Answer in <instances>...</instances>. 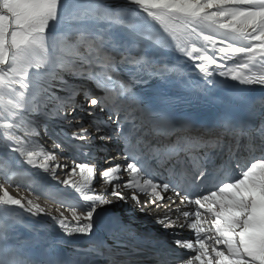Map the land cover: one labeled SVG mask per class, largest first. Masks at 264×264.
Returning <instances> with one entry per match:
<instances>
[{
	"label": "snow or ice",
	"instance_id": "obj_1",
	"mask_svg": "<svg viewBox=\"0 0 264 264\" xmlns=\"http://www.w3.org/2000/svg\"><path fill=\"white\" fill-rule=\"evenodd\" d=\"M0 168V264H264V0H0Z\"/></svg>",
	"mask_w": 264,
	"mask_h": 264
},
{
	"label": "rangeland",
	"instance_id": "obj_2",
	"mask_svg": "<svg viewBox=\"0 0 264 264\" xmlns=\"http://www.w3.org/2000/svg\"><path fill=\"white\" fill-rule=\"evenodd\" d=\"M5 172H6V170L5 169H3V168H0V183H5V186H7L8 185V181H6L5 180ZM11 179H13V177L11 178ZM10 181V180H9ZM14 184V186H15V183H13ZM30 188L31 189H34V190H30ZM20 191H21V193L23 194V195H25V196H28L29 198H33V197H36L37 195L39 196V199H38V203H42L43 201V199H44V195H45V193H44V191L42 190V187H39L38 185H36L35 183H33V182H31L30 181V185H28V187H24V188H22V189H20ZM10 192H12L13 194H15L16 193V189L15 190H10ZM43 204V203H42ZM42 204H41V206H42ZM45 208H46V210L48 209L49 211L50 210H55V209H53V208H48V207H46L45 205H43ZM42 206V207H43Z\"/></svg>",
	"mask_w": 264,
	"mask_h": 264
},
{
	"label": "bare ground",
	"instance_id": "obj_3",
	"mask_svg": "<svg viewBox=\"0 0 264 264\" xmlns=\"http://www.w3.org/2000/svg\"><path fill=\"white\" fill-rule=\"evenodd\" d=\"M60 175L62 176V178H63V175H64V173H63V171H61L60 172ZM53 183V182H52ZM62 187V190H63V186H58L57 188H61ZM13 188V187H12ZM68 191H71V190H68ZM43 203V202H42ZM42 203H40V204H42ZM44 205V203L42 204V206ZM44 207V206H43ZM48 210V209H47ZM49 211V210H48ZM51 211V210H50Z\"/></svg>",
	"mask_w": 264,
	"mask_h": 264
}]
</instances>
